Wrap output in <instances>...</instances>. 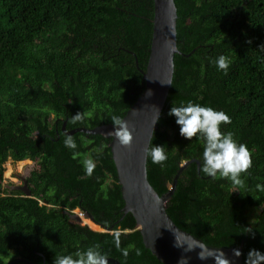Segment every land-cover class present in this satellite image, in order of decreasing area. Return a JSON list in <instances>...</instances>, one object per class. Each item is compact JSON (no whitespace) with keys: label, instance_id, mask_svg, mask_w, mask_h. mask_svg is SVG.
<instances>
[{"label":"trees","instance_id":"16d2710c","mask_svg":"<svg viewBox=\"0 0 264 264\" xmlns=\"http://www.w3.org/2000/svg\"><path fill=\"white\" fill-rule=\"evenodd\" d=\"M177 46L172 86L150 145L165 147L162 164L147 158L148 181L167 193L181 167L202 164L203 142L179 134L172 106L199 103L224 111L248 146L244 186L204 176L197 164L178 177L167 213L184 232L213 248L264 253V0H174ZM153 0H0V264H53L98 244L120 264H161L145 248L124 202L111 139L66 131L113 125L144 90L153 32ZM231 60L227 74L214 59ZM138 63V66L137 64ZM77 112L82 121L73 122ZM93 158L91 175L82 161ZM35 164L25 178L30 197L4 186L5 165ZM199 165V166H200ZM259 211L254 223L248 210ZM88 213L110 231L79 223ZM118 243V247H117ZM122 250L128 255L124 257Z\"/></svg>","mask_w":264,"mask_h":264},{"label":"water","instance_id":"95a60500","mask_svg":"<svg viewBox=\"0 0 264 264\" xmlns=\"http://www.w3.org/2000/svg\"><path fill=\"white\" fill-rule=\"evenodd\" d=\"M154 19L150 55L146 70L141 71L144 79V90L134 105L123 118L127 123L133 140L129 147L118 144L109 133L114 131L113 125H104L94 129L78 128L66 131L63 124L62 132L70 135L84 133L111 139L112 159L117 171L124 207V216L131 214L139 229L142 241L158 262L161 264H216L214 257L223 253L229 264H243L242 246L236 248H213L181 230L167 213V204L174 194L178 177L182 170L191 163L181 167L176 175L171 189L159 195L148 181L147 158L144 149L151 144L157 124L165 107L174 75V57L183 55L177 46V8L174 0H153ZM138 66V63H136ZM157 122L153 125V122ZM30 197L31 193L26 181L22 187L15 188ZM87 219L102 231H110L94 222V219L84 213ZM79 223L82 219L74 217ZM239 251L240 255H234ZM201 255L209 256L201 259ZM108 264H120L115 259H108Z\"/></svg>","mask_w":264,"mask_h":264},{"label":"clouds","instance_id":"9594fccd","mask_svg":"<svg viewBox=\"0 0 264 264\" xmlns=\"http://www.w3.org/2000/svg\"><path fill=\"white\" fill-rule=\"evenodd\" d=\"M212 62L217 71L227 74L231 64L228 57L219 55ZM168 115L175 117V123L179 126V134L182 137L188 140L195 137L203 142L202 164L199 170L204 176L212 179L217 176L226 178L234 188L244 186L245 181L242 174L247 173V170L251 168L252 154L246 144L240 143L234 138L231 131H221L222 124L231 123L230 117L224 111L188 101L172 106ZM157 118L158 116L153 125L157 122ZM71 119L74 123L82 121L83 114L77 112ZM111 123L114 126V131L109 133V136L114 137L120 146L129 147L133 136L125 120L118 115H112ZM63 143L66 148L73 151L75 156L77 144L73 136L65 132ZM144 155L146 158H150L154 164H162L167 159L165 147L161 145L152 144L148 146L144 149ZM82 165L87 175H91L97 166L93 158L84 159ZM14 188L18 187L15 186ZM257 188L264 190V187L259 184ZM78 211L79 214L74 213L75 216H79L82 221L87 219L83 212ZM122 255L127 257V251L122 250ZM234 255L238 257L240 252L234 251ZM208 257L200 254L201 259ZM212 257H214L216 264H229L223 253ZM109 258L108 253L101 251L98 244H92L84 249H78L74 253L55 254L53 264H108ZM245 264H264V253L255 249L250 250Z\"/></svg>","mask_w":264,"mask_h":264},{"label":"rangeland","instance_id":"374dc122","mask_svg":"<svg viewBox=\"0 0 264 264\" xmlns=\"http://www.w3.org/2000/svg\"><path fill=\"white\" fill-rule=\"evenodd\" d=\"M36 166L34 163H32L31 161H23V162H20L16 165H12V163L8 162L6 165H5V168H6V171H5V174H4V186H10V185H14V186H18V185H21V181L24 180L30 173V171L32 169H34ZM76 215L79 214V211L76 210L74 212ZM259 211H256V210H248L247 211V214H248V217L250 218V221L252 223H254L257 219V215H258ZM85 220H88V219H83L82 221V225H86L84 223ZM88 226V225H86ZM90 227V226H88ZM92 230L94 231H102L99 227H90Z\"/></svg>","mask_w":264,"mask_h":264},{"label":"bare ground","instance_id":"6f19581e","mask_svg":"<svg viewBox=\"0 0 264 264\" xmlns=\"http://www.w3.org/2000/svg\"><path fill=\"white\" fill-rule=\"evenodd\" d=\"M84 223H85L86 225L92 227V228H93V227H94V228L96 227V225H94L91 221H89V219H88V220H85ZM94 228H93V229H94Z\"/></svg>","mask_w":264,"mask_h":264},{"label":"flooded vegetation","instance_id":"af4514ba","mask_svg":"<svg viewBox=\"0 0 264 264\" xmlns=\"http://www.w3.org/2000/svg\"><path fill=\"white\" fill-rule=\"evenodd\" d=\"M25 180V179H24ZM24 184L23 181H21V185H18L17 187H22V185ZM5 187H9V186H5Z\"/></svg>","mask_w":264,"mask_h":264}]
</instances>
